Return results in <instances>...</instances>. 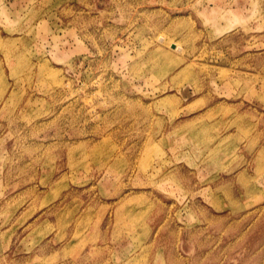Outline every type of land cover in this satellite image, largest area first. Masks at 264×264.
<instances>
[{
  "label": "rangeland",
  "instance_id": "rangeland-1",
  "mask_svg": "<svg viewBox=\"0 0 264 264\" xmlns=\"http://www.w3.org/2000/svg\"><path fill=\"white\" fill-rule=\"evenodd\" d=\"M0 264H264V0H0Z\"/></svg>",
  "mask_w": 264,
  "mask_h": 264
}]
</instances>
